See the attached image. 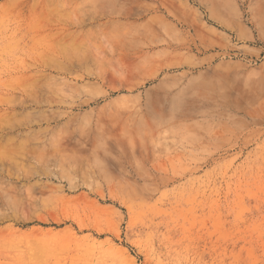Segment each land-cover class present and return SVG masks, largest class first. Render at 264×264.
Returning <instances> with one entry per match:
<instances>
[{"label": "rangeland", "instance_id": "1", "mask_svg": "<svg viewBox=\"0 0 264 264\" xmlns=\"http://www.w3.org/2000/svg\"><path fill=\"white\" fill-rule=\"evenodd\" d=\"M255 1L0 0V264H264Z\"/></svg>", "mask_w": 264, "mask_h": 264}, {"label": "bare ground", "instance_id": "2", "mask_svg": "<svg viewBox=\"0 0 264 264\" xmlns=\"http://www.w3.org/2000/svg\"><path fill=\"white\" fill-rule=\"evenodd\" d=\"M253 5L255 4V6H257V13L259 16L264 18V0H256L254 3H252ZM254 7V6H253ZM252 7V8H253ZM257 17V16H256ZM264 20V19H263Z\"/></svg>", "mask_w": 264, "mask_h": 264}]
</instances>
